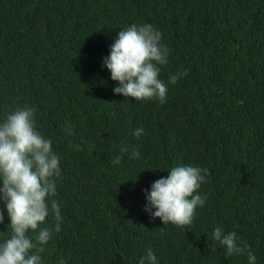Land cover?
I'll return each instance as SVG.
<instances>
[{"label": "trees", "instance_id": "1", "mask_svg": "<svg viewBox=\"0 0 264 264\" xmlns=\"http://www.w3.org/2000/svg\"><path fill=\"white\" fill-rule=\"evenodd\" d=\"M145 22L169 49L162 100L114 93L102 64L118 31ZM24 104L60 157L63 220L43 264H136L149 247L160 264H248L247 251L264 264V0H0V116ZM178 163L207 169L182 227L144 210ZM216 226L245 253L226 257Z\"/></svg>", "mask_w": 264, "mask_h": 264}, {"label": "clouds", "instance_id": "2", "mask_svg": "<svg viewBox=\"0 0 264 264\" xmlns=\"http://www.w3.org/2000/svg\"><path fill=\"white\" fill-rule=\"evenodd\" d=\"M159 29L151 23H131L117 32L102 64L110 78L118 83L114 93L134 99H163L168 85L159 76L160 65L167 63L169 49L161 43ZM185 68L170 74L169 83L187 75ZM143 126L133 130L140 137ZM121 149V153L126 152ZM132 157L139 151L133 149ZM121 155L113 158L119 164ZM159 169V168H158ZM167 174L153 180L145 192L144 210L150 217H159L163 225L179 227L193 222L196 208L206 197L197 191L206 180L207 169L197 164L178 163ZM61 176L60 157L52 139L36 126L35 109L18 105L0 116V222L8 218L9 230L0 237V264H43L42 253L54 232H59L63 216L58 200L57 178ZM51 215L55 223L48 225ZM34 234V238H33ZM212 239L224 247L225 256L245 253L247 244L235 230L223 227L212 230ZM248 264H257V256L247 251ZM60 264H64L63 261ZM136 264H160L156 252L147 248Z\"/></svg>", "mask_w": 264, "mask_h": 264}]
</instances>
